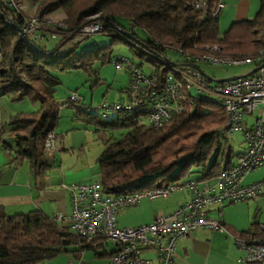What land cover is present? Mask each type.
I'll list each match as a JSON object with an SVG mask.
<instances>
[{
	"label": "trees",
	"instance_id": "obj_1",
	"mask_svg": "<svg viewBox=\"0 0 264 264\" xmlns=\"http://www.w3.org/2000/svg\"><path fill=\"white\" fill-rule=\"evenodd\" d=\"M194 1L40 0V15L58 12L66 25L59 33L63 43L46 49L30 37L20 38L16 26H21L22 16L10 0H0V96L11 94L14 100L26 98L40 105L37 112L19 113L9 122L14 144L12 163H26L32 174L48 169L42 162L43 143L46 135L53 133L59 118L54 94L60 81L51 71L82 70L94 76L96 85L99 77L93 67L97 62L111 61L115 41L126 43L136 56L156 67L157 62L147 58L139 47L160 52V45H164L181 48L191 55L200 54L205 46L213 44H219L224 53L231 55H252L262 48L259 34L264 26V0H260L252 19L232 22L222 34L218 19H199V13L189 5ZM220 1L208 0L209 9ZM93 20L102 23L103 32L112 38L110 43L79 53L75 47L62 52L61 48L71 41V34ZM152 39L158 44L154 45ZM75 107L72 108L78 115H85L82 121L97 129L126 130L97 158L106 195L148 191L163 179L168 186L188 178L193 169L199 170L196 180L209 181L231 165L233 149L221 134L225 113L218 103L200 102L193 112L176 115L159 129L147 128L138 115L117 114L112 121L100 124L96 116ZM258 225L254 224L253 229L257 230ZM98 242L87 244L40 210L7 215L0 208V264H41L63 253L94 251Z\"/></svg>",
	"mask_w": 264,
	"mask_h": 264
},
{
	"label": "built area",
	"instance_id": "obj_2",
	"mask_svg": "<svg viewBox=\"0 0 264 264\" xmlns=\"http://www.w3.org/2000/svg\"><path fill=\"white\" fill-rule=\"evenodd\" d=\"M10 4L22 16L19 31L21 39L30 36L41 39L43 29L47 28L54 34L66 29L62 18L49 19L46 14L40 13L25 17L21 4L15 0H10ZM189 5L199 13L201 21L217 20L224 8L221 1L212 10L209 9L208 0H196ZM129 30L132 32L134 26L131 25ZM102 32V23L93 20L72 33L71 41L78 44L89 36ZM259 37L262 48L252 55L227 54L219 44L207 45L204 52L196 55L184 52L181 48L164 45H160V52L139 47L147 58L157 62L160 67L150 64L153 70L149 73L130 58L111 57V63L117 69L124 66L129 74V83L124 90L127 99L93 107L91 103L84 102L79 95L72 93L65 105H74L86 114H98L103 120L107 119L108 114L138 115L147 128L159 129L174 116L193 112L200 102L218 103L225 113L222 136L230 142L235 133H241L243 150L233 155L231 165L223 168L213 183L190 179L119 196L104 194L100 177L88 183L63 184L61 187L71 196V212L68 216L58 214L53 218L55 222L60 225L65 223L76 237L87 244L108 241L115 245L110 264H151L142 257L145 251L156 252L157 264H171L176 258L177 242L193 232L206 229L228 234L222 213H219V219H213L208 216L209 209L216 205L256 202L264 195V180L243 184L249 173L264 168V26ZM152 41L154 45L158 44L157 40ZM167 50L182 55L185 61L170 62ZM201 63L226 66L253 64L256 71L217 82L203 72ZM156 69L166 70L160 73ZM249 118L253 119L252 123H249ZM54 142V134L48 133L43 143L44 149L54 153ZM179 192L188 193L190 199L170 215L158 217L150 224L135 228L117 226L119 212L137 206L142 200H166ZM234 243L245 253V257L239 262L264 263V224H259L257 230L252 229L244 236L235 238Z\"/></svg>",
	"mask_w": 264,
	"mask_h": 264
},
{
	"label": "rangeland",
	"instance_id": "obj_3",
	"mask_svg": "<svg viewBox=\"0 0 264 264\" xmlns=\"http://www.w3.org/2000/svg\"><path fill=\"white\" fill-rule=\"evenodd\" d=\"M21 5H24L22 12L25 14L30 12L31 5L33 4V0H15ZM250 1V0H249ZM250 13L254 9L253 12L258 10L259 0H251ZM224 4V8L219 18V31L220 33H224L229 24L233 21L234 14L236 13L237 7L234 3H231L230 0H221ZM27 7L25 8V5ZM253 15H250L249 18H252ZM62 17L56 15L53 17L54 20H59ZM225 21H228L225 23ZM39 33V32H38ZM117 35L116 33H113ZM32 40L40 47L46 48H54L59 44L63 43L62 35L59 33L45 32L44 36L41 39H36L30 36ZM111 36L108 33H99L89 36L84 41L74 44L72 41L67 43L65 46L61 48V51L64 52L70 48L76 49V52H81L84 50L92 49L97 45H103L110 43ZM111 55L112 57L120 56L130 58L136 64H142V70L146 73H149L153 70V67L144 59L136 56L131 50L130 47L122 42L115 41L111 47ZM167 59L172 63H182L185 61V58L176 53L175 51L167 50L166 51ZM94 70L97 72L99 77V82L95 85L94 76L90 73H86L82 70H70V71H51L52 75L57 77L60 81V84L57 86L55 90V100L57 107L59 109V118L54 127L53 134L55 137V152L52 153L48 150L44 149V155L42 158V162L48 166H55L59 162V158L63 155H66L64 158V162L66 165H77L81 166L84 162L87 165V168L90 169L93 179L98 178L99 166L97 163V158L104 151L105 147L111 143L113 140L118 139L122 134L126 132V130H117V131H103L101 129H97L94 124H87L82 121V118H85L84 114L76 113V110L71 105H65V101L72 93H76L79 95L84 102L91 103L93 107L101 103H114L121 100L127 99V93L124 90L127 88L129 83V74L126 70V67L122 66L120 69H117L111 61L105 64L95 63ZM200 68L203 72L213 78L215 80L226 79V78H236L239 76L246 75L250 73L254 69L253 64H242V65H209V64H200ZM40 109V105L32 104L28 99L24 98L21 100H14L12 95H2L0 96V112H3V121L7 122L6 126V141L7 144L12 147V138H7L8 131L10 130L9 122L12 117L19 113H31L37 112ZM12 113V114H11ZM97 117V121L100 124H104L106 122L112 121L117 114H108L107 119L103 120L98 114H94ZM77 119V120H75ZM249 123L253 122L252 118L248 119ZM140 122H143L140 119ZM242 140L241 133H235L232 137V141H228L229 145L234 150H238V142ZM59 147V148H57ZM13 152L11 155V161L14 158ZM82 164H81V162ZM13 165V163H12ZM23 167L26 166V163L22 164ZM10 167V166H9ZM11 168V167H10ZM15 168V165L13 166ZM72 173V168L70 169ZM199 170H192V175L188 178L178 181L179 183L186 180H196L198 176ZM77 175V174H76ZM245 184L254 183L259 180H264V168L255 170V172L249 173L245 178ZM244 181V180H243ZM213 181H209L212 183ZM177 183V182H176ZM167 184L166 180H159L156 185L157 187H163ZM181 193V192H179ZM175 193L171 197L174 198L177 196ZM175 195V196H174ZM174 196V197H173ZM170 197V198H171ZM169 199V198H168ZM161 200L154 201L155 203H161ZM167 200V199H166ZM146 201V199L144 200ZM142 200V202H144ZM224 210H227L226 216L230 218L232 221H242L247 219L249 213L254 215L256 210H260L259 218L261 223L264 224V198L258 202L249 201L244 203L232 204V205H224ZM256 214V213H255ZM119 226H123L121 220L118 221ZM107 242V251L113 248L112 244ZM79 255L80 259H86L87 257L92 256L90 251H85L82 256L81 253Z\"/></svg>",
	"mask_w": 264,
	"mask_h": 264
},
{
	"label": "crops",
	"instance_id": "obj_4",
	"mask_svg": "<svg viewBox=\"0 0 264 264\" xmlns=\"http://www.w3.org/2000/svg\"><path fill=\"white\" fill-rule=\"evenodd\" d=\"M230 2L234 3L237 7L236 13L232 16V22L252 19L260 7L259 0L258 10L253 12V9L250 13L249 4L252 2L251 0H230ZM32 3L30 12L25 14L23 11V16L33 17L40 13V0H33ZM22 6L24 7V5ZM25 8L27 9L29 6L27 7L26 4ZM46 15L47 18L52 19L54 16L61 14L51 12ZM250 15H253L252 18H249ZM227 22L225 21V23ZM50 30V28H47V30L43 29V33L50 32ZM7 124V122L3 121V112H0V208L7 215L25 214L29 211L40 210L50 218H54L58 214L68 216L71 212V196L61 186L77 182L88 183L94 180L90 169L87 168L85 162L82 164L81 160V166L66 165L63 158L66 155L59 158L57 165L49 166L41 174L30 173L27 165L25 167L14 163L12 165V146L4 141L6 139ZM10 136L8 131L7 138H11ZM238 146L240 147H238L237 151H233V155L242 152V140L238 142ZM14 165L15 168H13ZM71 168L73 170L72 173ZM98 175L100 177V171ZM215 179L209 181H215ZM209 181L205 182L209 183ZM260 181L262 180L254 183ZM244 182L245 179L243 181L244 185L253 184H245ZM176 195H174L175 197L173 196L174 198L161 200V203L143 200L144 202L141 201L137 206L119 212L117 215V226L121 228H135L150 224L158 217L170 215L190 199V195L185 192ZM263 198L264 195L256 202ZM227 212V210H224V205H216L209 209L208 216L213 219H219V213H222L228 234H221L206 229L193 232L188 237L182 238L177 242L176 258L171 264H247L239 262L240 259L245 257V253L235 245L234 239L240 237L243 233L251 231L254 224H263L258 219L260 210H256V214L254 213V215L249 213L245 221L244 219L242 221H232L226 216ZM119 220H121L123 226H119ZM61 225L66 226L65 223ZM100 244L102 245L100 246ZM106 244L107 242H98L95 245V250L90 251L92 256L87 257L85 260H79L78 254L63 253L53 260L41 264H110V257L116 247L111 243L113 248L107 251L108 246ZM84 252L81 253L82 256ZM142 257L149 260L151 264H157V254L155 251H145L142 253Z\"/></svg>",
	"mask_w": 264,
	"mask_h": 264
},
{
	"label": "water",
	"instance_id": "obj_5",
	"mask_svg": "<svg viewBox=\"0 0 264 264\" xmlns=\"http://www.w3.org/2000/svg\"><path fill=\"white\" fill-rule=\"evenodd\" d=\"M16 27H17L18 31H20V27H18V26H16ZM125 35H126L127 37H129V38H132V37H133L130 33H125ZM68 39L70 40L71 37H69ZM255 71H256V69L252 70L250 73H253V72H255ZM229 79H232V78L219 79V80H215V79H213V80H214V81H217V82H223V81H226V80H229Z\"/></svg>",
	"mask_w": 264,
	"mask_h": 264
}]
</instances>
